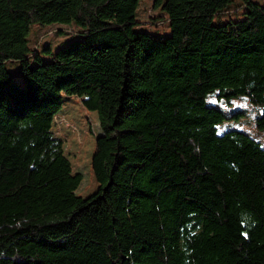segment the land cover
<instances>
[{
	"label": "trees",
	"instance_id": "1",
	"mask_svg": "<svg viewBox=\"0 0 264 264\" xmlns=\"http://www.w3.org/2000/svg\"><path fill=\"white\" fill-rule=\"evenodd\" d=\"M140 1L0 0V264H264V147L207 102L264 108V5L165 0L163 37ZM54 24L78 38L32 49ZM70 97L100 121L87 198L52 132Z\"/></svg>",
	"mask_w": 264,
	"mask_h": 264
},
{
	"label": "rangeland",
	"instance_id": "2",
	"mask_svg": "<svg viewBox=\"0 0 264 264\" xmlns=\"http://www.w3.org/2000/svg\"><path fill=\"white\" fill-rule=\"evenodd\" d=\"M165 0H141L135 20V30L153 35L169 37L172 33L166 11L162 9ZM264 5V0H254ZM241 1L231 4L230 11L213 18L216 25L230 21H239L245 17L246 7H240ZM75 24H54L35 26L28 35L29 46L34 49L38 43L39 49L51 45L56 51L60 47L75 41L78 31ZM215 92L207 98L211 106L219 108L224 121L219 125L220 133L238 130L248 133L264 147V108L253 105L247 96L232 98L229 102L218 97ZM55 138L64 144L65 156L72 164L73 174L82 175L80 190L77 196L87 198L99 189L95 178L92 159L96 148V139L101 134L100 121L96 112L88 111L83 100L70 97L65 100L62 111L56 116L52 128ZM79 189V188H78Z\"/></svg>",
	"mask_w": 264,
	"mask_h": 264
}]
</instances>
